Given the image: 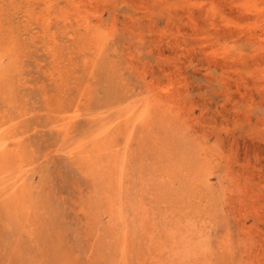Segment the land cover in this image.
Listing matches in <instances>:
<instances>
[{
	"label": "rangeland",
	"instance_id": "rangeland-1",
	"mask_svg": "<svg viewBox=\"0 0 264 264\" xmlns=\"http://www.w3.org/2000/svg\"><path fill=\"white\" fill-rule=\"evenodd\" d=\"M0 264H264V0H0Z\"/></svg>",
	"mask_w": 264,
	"mask_h": 264
}]
</instances>
